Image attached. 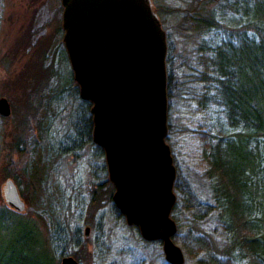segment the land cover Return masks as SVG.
<instances>
[{
	"label": "rangeland",
	"instance_id": "obj_1",
	"mask_svg": "<svg viewBox=\"0 0 264 264\" xmlns=\"http://www.w3.org/2000/svg\"><path fill=\"white\" fill-rule=\"evenodd\" d=\"M220 1L150 0L166 44L165 143L175 168L176 197L170 217L183 264H197L187 234L216 231L210 215L196 224L182 207L188 195L211 201L201 133L225 130L217 107L197 111L199 88L192 82L197 36L188 16L204 3V12L212 11ZM61 8V0H0V98L10 106L8 116L0 115V208L13 215L0 214V243L15 247L7 248L5 258H15L19 250L33 257L42 250L43 261L51 257L58 264L64 256L78 264H169L161 242L144 240L113 206L103 152L82 128L87 116L91 119L90 107L79 98L61 41ZM22 142L25 149L18 155L15 145ZM8 179L24 200L22 210L5 200ZM96 196L98 204L91 206Z\"/></svg>",
	"mask_w": 264,
	"mask_h": 264
},
{
	"label": "water",
	"instance_id": "obj_2",
	"mask_svg": "<svg viewBox=\"0 0 264 264\" xmlns=\"http://www.w3.org/2000/svg\"><path fill=\"white\" fill-rule=\"evenodd\" d=\"M62 43L79 98L90 103L91 141L101 148L113 206L146 241L161 242L169 264H183L172 240L175 168L165 143L166 44L150 0H61ZM10 114L0 98V115ZM6 202L22 210L12 179ZM88 235L89 227H85ZM60 264H78L64 256Z\"/></svg>",
	"mask_w": 264,
	"mask_h": 264
},
{
	"label": "trees",
	"instance_id": "obj_3",
	"mask_svg": "<svg viewBox=\"0 0 264 264\" xmlns=\"http://www.w3.org/2000/svg\"><path fill=\"white\" fill-rule=\"evenodd\" d=\"M205 4L188 16L197 36L192 82L199 88L197 111L217 107L225 130L201 133L211 201L190 195L182 201L191 220L197 224L206 213L216 231L197 229L186 238L197 264H264V0H221L209 12L202 9ZM166 91L169 95L168 77ZM90 123L87 116L82 128L87 131ZM17 145L14 153L20 155L25 143ZM98 201L99 196L92 198L91 206ZM1 208L4 217L12 215ZM8 247L15 248L0 243L1 264H58L51 257L43 261L42 250L33 257L19 250L15 258H5Z\"/></svg>",
	"mask_w": 264,
	"mask_h": 264
},
{
	"label": "flooded vegetation",
	"instance_id": "obj_4",
	"mask_svg": "<svg viewBox=\"0 0 264 264\" xmlns=\"http://www.w3.org/2000/svg\"><path fill=\"white\" fill-rule=\"evenodd\" d=\"M152 5V4H151ZM153 7V6H152ZM62 10H63V8H61V12H60V29H61V31H62V36H63V34H64V31H63V29H62V25H61V19H62ZM153 11H154V13H155V10H154V8H153ZM156 14V13H155ZM157 17V16H156ZM61 36V37H62ZM61 41H62V38H61ZM82 101V100H81ZM82 102H84L85 104H87L89 107H90V104L87 102V101H82ZM90 122H91V119H90ZM88 124V123H87ZM86 127H88V134H90V136H91V129H92V123H90L88 126L86 125ZM91 138V137H90Z\"/></svg>",
	"mask_w": 264,
	"mask_h": 264
}]
</instances>
